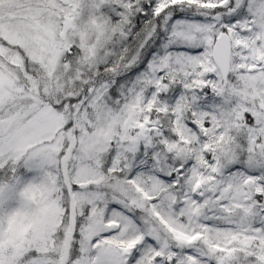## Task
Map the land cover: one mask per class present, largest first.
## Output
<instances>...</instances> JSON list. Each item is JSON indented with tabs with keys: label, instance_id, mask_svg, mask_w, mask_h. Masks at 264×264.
Returning a JSON list of instances; mask_svg holds the SVG:
<instances>
[{
	"label": "snow or ice",
	"instance_id": "6c2138e0",
	"mask_svg": "<svg viewBox=\"0 0 264 264\" xmlns=\"http://www.w3.org/2000/svg\"><path fill=\"white\" fill-rule=\"evenodd\" d=\"M0 264H264V0H0Z\"/></svg>",
	"mask_w": 264,
	"mask_h": 264
}]
</instances>
